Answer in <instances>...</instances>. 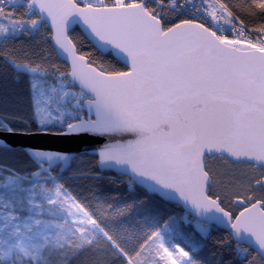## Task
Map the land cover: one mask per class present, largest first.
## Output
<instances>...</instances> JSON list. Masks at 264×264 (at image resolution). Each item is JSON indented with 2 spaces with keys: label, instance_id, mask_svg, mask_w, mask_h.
Instances as JSON below:
<instances>
[{
  "label": "snow or ice",
  "instance_id": "snow-or-ice-1",
  "mask_svg": "<svg viewBox=\"0 0 264 264\" xmlns=\"http://www.w3.org/2000/svg\"><path fill=\"white\" fill-rule=\"evenodd\" d=\"M37 133L94 147L10 143ZM113 168L123 192L91 183ZM209 242L264 264V0H0V264H209Z\"/></svg>",
  "mask_w": 264,
  "mask_h": 264
},
{
  "label": "water",
  "instance_id": "water-1",
  "mask_svg": "<svg viewBox=\"0 0 264 264\" xmlns=\"http://www.w3.org/2000/svg\"><path fill=\"white\" fill-rule=\"evenodd\" d=\"M74 28H78L81 32L79 25H73L71 31ZM10 143L30 145L33 148L53 149L66 152H76L84 149L85 147L91 151V149L94 147V145L88 142L86 138H76L74 136H56L43 133H37L35 135H17L10 139ZM102 172H112L116 175L125 177L121 175V173L115 168L100 171V173Z\"/></svg>",
  "mask_w": 264,
  "mask_h": 264
},
{
  "label": "trees",
  "instance_id": "trees-1",
  "mask_svg": "<svg viewBox=\"0 0 264 264\" xmlns=\"http://www.w3.org/2000/svg\"><path fill=\"white\" fill-rule=\"evenodd\" d=\"M72 34L74 36H77L81 42L83 43L84 46V50L85 51H93V49L89 46L87 40L84 38V36L81 34V32L79 31L78 28H74L72 30ZM102 58V57H101ZM23 80H21L20 84L14 83L12 80L9 81L8 86L10 88H14V87H19L22 86ZM91 160V156H87L85 157V165H87L88 161ZM96 175H98L100 177L99 180H95L92 181L91 183H97L100 185V188L103 192L107 193L110 192L113 187L118 188L121 192L124 191L125 189V185L127 183V179L125 177L116 175L112 172H98ZM112 181H124V183H119L116 185H113L111 182ZM142 195V193H140ZM125 199H131L130 197H125ZM212 250H213V246L211 244V242L208 243L207 246H205L204 251L201 253V259L208 261L209 264H211V261L214 259V257L212 256Z\"/></svg>",
  "mask_w": 264,
  "mask_h": 264
}]
</instances>
